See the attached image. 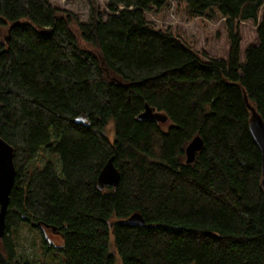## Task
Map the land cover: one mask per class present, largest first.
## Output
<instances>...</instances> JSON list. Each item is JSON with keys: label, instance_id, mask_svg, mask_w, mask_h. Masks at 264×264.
<instances>
[{"label": "trees", "instance_id": "trees-1", "mask_svg": "<svg viewBox=\"0 0 264 264\" xmlns=\"http://www.w3.org/2000/svg\"><path fill=\"white\" fill-rule=\"evenodd\" d=\"M183 1L192 16L225 18V54L149 21L168 0H109L106 19L92 0L87 22L50 0H0V135L16 165L0 264H29L7 234L25 224L62 237L44 234L42 251L64 264H264L249 128V105L264 120V0ZM244 21L255 44H242ZM147 105L168 120H141ZM41 147L59 165H33ZM111 156L120 183L99 189ZM137 212L150 227L128 222Z\"/></svg>", "mask_w": 264, "mask_h": 264}, {"label": "rangeland", "instance_id": "rangeland-1", "mask_svg": "<svg viewBox=\"0 0 264 264\" xmlns=\"http://www.w3.org/2000/svg\"><path fill=\"white\" fill-rule=\"evenodd\" d=\"M91 1L50 0L54 7L72 11L82 22L89 20ZM95 1L101 11L103 19H106L109 0ZM146 16L157 28L172 30L194 48L206 50L209 56L218 57L225 54L228 49L229 38L225 18L219 17L215 20H208L205 17L192 16L188 12L183 0H168L167 4L161 10L153 9L146 12ZM255 30L256 25L252 21L240 23L243 46L256 43ZM113 127L114 125L111 124L108 129V133L111 136L114 133ZM48 160H53L57 165L60 163V158L57 155H52L46 148L41 147L31 163L38 167H43ZM46 233L47 239L53 240L57 245L62 243V237L59 234L52 232L48 228H46ZM7 234L13 237L16 252L22 262L29 264H64L62 253L57 250L47 255L43 254L44 234L39 229H34L30 225L25 224L17 234L8 232ZM117 264H121L120 261Z\"/></svg>", "mask_w": 264, "mask_h": 264}, {"label": "water", "instance_id": "water-1", "mask_svg": "<svg viewBox=\"0 0 264 264\" xmlns=\"http://www.w3.org/2000/svg\"><path fill=\"white\" fill-rule=\"evenodd\" d=\"M1 105V103H0ZM252 111L249 122L250 132L258 145L262 155V186L264 188V120L256 110L249 105ZM141 120L154 119L166 122L168 117L160 112H155L149 105L139 116ZM204 146V140L200 135L195 136L186 147L187 162L192 163L196 159V154ZM16 178V165L14 162V147L0 135V240L6 232V216L10 202L12 188ZM121 180V172L115 165L114 156H111L98 175V187H117ZM128 222L134 225H146L145 218L140 213H134L128 218Z\"/></svg>", "mask_w": 264, "mask_h": 264}, {"label": "flooded vegetation", "instance_id": "flooded-vegetation-1", "mask_svg": "<svg viewBox=\"0 0 264 264\" xmlns=\"http://www.w3.org/2000/svg\"><path fill=\"white\" fill-rule=\"evenodd\" d=\"M48 229H49V228H48ZM44 234H45V236L47 237L46 229H44Z\"/></svg>", "mask_w": 264, "mask_h": 264}]
</instances>
